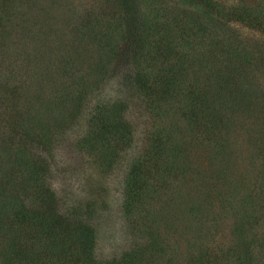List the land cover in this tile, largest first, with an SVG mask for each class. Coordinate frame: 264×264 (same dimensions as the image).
I'll use <instances>...</instances> for the list:
<instances>
[{
	"label": "trees",
	"instance_id": "16d2710c",
	"mask_svg": "<svg viewBox=\"0 0 264 264\" xmlns=\"http://www.w3.org/2000/svg\"><path fill=\"white\" fill-rule=\"evenodd\" d=\"M223 1L185 0L189 8L170 13L165 0H0V264H148L169 249L147 222L149 207L191 168L212 209L223 194L206 191L220 169L210 172L211 159L193 166L189 148L223 159L240 127L254 131L264 200V53L228 32L240 24L264 35V3ZM70 148L107 165L126 160L123 214L142 228L117 256L97 254L91 201L71 203L52 186L51 160ZM256 213L248 223L262 228L264 245V210ZM251 235L228 264H263Z\"/></svg>",
	"mask_w": 264,
	"mask_h": 264
},
{
	"label": "rangeland",
	"instance_id": "374dc122",
	"mask_svg": "<svg viewBox=\"0 0 264 264\" xmlns=\"http://www.w3.org/2000/svg\"><path fill=\"white\" fill-rule=\"evenodd\" d=\"M165 1L168 2L165 11L170 13L187 7L185 0ZM236 1L238 0H225L223 3L229 6ZM240 1L252 3L253 5H256L259 1L264 3V0ZM198 13L204 21L209 19L207 13L203 11ZM217 26L218 23L212 28L215 30L218 28ZM228 32L235 35L237 40L261 43V54L264 53V35L260 32L250 31L240 24H231ZM100 39L104 40L101 37ZM112 40H114V35L110 34L105 42L110 43ZM80 46L81 54L88 51L83 42ZM96 47L95 43L90 44L92 50ZM92 50H89V52L92 53ZM94 67L91 62L87 69L91 73H96ZM91 69L93 70L91 71ZM108 82L106 90L111 91L114 78ZM262 116L264 119V113ZM160 120L167 128L168 125H172V121H169L167 115L161 116ZM259 122L263 127L264 134V122ZM139 125L136 126L139 127ZM253 135L254 131L251 129H246V127L236 128L234 132L236 139H234L231 149L228 151L229 155L223 156V159L220 160L209 158L208 152L203 151L205 147L189 148L190 155L188 159L193 162V166H197L200 162H203L206 166V162L211 159L210 172L215 174L220 169V173L216 172L212 178L217 180L216 185L212 187L213 181H211L206 194L209 191L215 198L218 193L216 190L219 189L223 195L213 198L215 200L214 207L207 210L206 207L209 206V203L205 201L202 194L204 192L202 186L206 183V180L192 174L193 172L189 173L192 170L191 168L187 170L189 171L187 176L185 175L184 178L178 177L171 188L163 189L157 201H152L153 204L149 207V217L146 218H148L147 222L152 225V229L154 230L155 227L159 235H162L165 239L169 249L163 254L153 256L148 264H228L236 262V257L241 255L242 245L245 241L243 238H249L251 234L256 238L252 244L255 247L253 250L264 251V245H261L260 238L262 228L248 223L250 220L249 215L264 210V200L260 197V190L258 191L261 182H258L256 177L258 158H256L254 152L257 145L251 144L250 141ZM175 137L177 139H189V136L185 137L184 133H180ZM70 149V152L62 149L56 158L51 160L53 165L52 175L50 176L52 186L59 194H66L71 203L81 204L80 200L82 199V204L85 206L87 200L91 201L89 204L94 211L90 217L96 228L97 254L105 258L117 256L128 250L134 242L140 240L141 236L136 235V233H138V229L142 228V226L135 227L132 222L129 223L123 214L122 188L127 168L126 160L123 158L118 162L107 165L96 156L85 154L75 150V148ZM185 149V152L189 154L186 144ZM178 158H180L179 155ZM250 158L253 159L251 165L249 163ZM191 175L193 176L192 179ZM223 180L229 184L230 192L227 191L228 188L221 187L220 182ZM228 193L230 206H226L220 201L228 198L223 197ZM189 199L195 200L199 206L198 211L191 213ZM241 213L249 214L241 219L239 218ZM144 220L146 221V219ZM237 227L249 231V233L245 232L248 236L237 233ZM253 236L251 235V238ZM175 248L177 251H172ZM0 260L2 261L1 252Z\"/></svg>",
	"mask_w": 264,
	"mask_h": 264
}]
</instances>
